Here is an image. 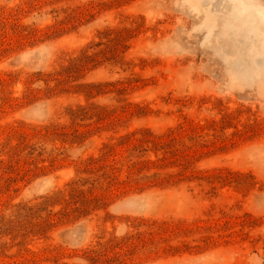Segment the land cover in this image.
<instances>
[{
  "label": "rangeland",
  "instance_id": "374dc122",
  "mask_svg": "<svg viewBox=\"0 0 264 264\" xmlns=\"http://www.w3.org/2000/svg\"><path fill=\"white\" fill-rule=\"evenodd\" d=\"M0 264H264V0H0Z\"/></svg>",
  "mask_w": 264,
  "mask_h": 264
}]
</instances>
